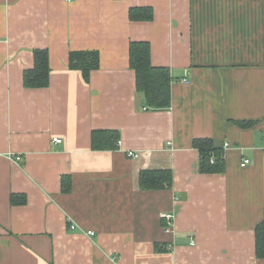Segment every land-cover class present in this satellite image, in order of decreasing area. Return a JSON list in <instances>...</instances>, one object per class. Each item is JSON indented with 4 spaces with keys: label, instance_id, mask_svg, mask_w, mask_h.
I'll use <instances>...</instances> for the list:
<instances>
[{
    "label": "crops",
    "instance_id": "1",
    "mask_svg": "<svg viewBox=\"0 0 264 264\" xmlns=\"http://www.w3.org/2000/svg\"><path fill=\"white\" fill-rule=\"evenodd\" d=\"M138 6L153 19L132 20ZM132 41L169 68V108L138 90ZM36 49L45 87L24 83ZM72 51L99 52L89 81ZM98 129L118 146L94 148ZM200 138L224 172H200ZM151 169L171 184L143 188ZM260 224L264 0H0V264H264Z\"/></svg>",
    "mask_w": 264,
    "mask_h": 264
},
{
    "label": "trees",
    "instance_id": "2",
    "mask_svg": "<svg viewBox=\"0 0 264 264\" xmlns=\"http://www.w3.org/2000/svg\"><path fill=\"white\" fill-rule=\"evenodd\" d=\"M132 20H151L154 17L152 7L138 6L130 8ZM70 67L80 69L86 81L90 80L92 70L100 65L98 51H72ZM130 65L136 72V84L139 91L144 92L148 106L154 109H166L171 105V73L166 66H157L151 60V45L148 41H132L130 44ZM49 57L46 49L35 50V65L25 71L24 83L27 87H45L49 84ZM94 148H116L120 140V132L116 129H98L92 133ZM194 146L200 152L199 170L204 173H222L225 171L223 152L214 145L210 138L195 139ZM143 188H162L172 181L171 169L143 170L140 174ZM64 191L70 189L67 177L63 178ZM14 203L25 202V197ZM257 253L264 256V224L257 227Z\"/></svg>",
    "mask_w": 264,
    "mask_h": 264
},
{
    "label": "built area",
    "instance_id": "3",
    "mask_svg": "<svg viewBox=\"0 0 264 264\" xmlns=\"http://www.w3.org/2000/svg\"><path fill=\"white\" fill-rule=\"evenodd\" d=\"M69 1H70V0H69ZM54 140H55V142L60 143L62 139H58V138H56V139H54ZM129 154H130V155H135V153H134L133 151H131ZM20 158H21L20 156L16 157L17 160H20ZM249 162H250V160H249L248 158H244L243 161H242V165L245 166V165L248 164ZM163 216H164V218H166V219L168 220V222L171 220V216H170L169 214H166V215H163ZM70 227H71L72 229L75 228V226H74L73 224H71ZM89 234L93 235L94 233H93V232H89Z\"/></svg>",
    "mask_w": 264,
    "mask_h": 264
}]
</instances>
